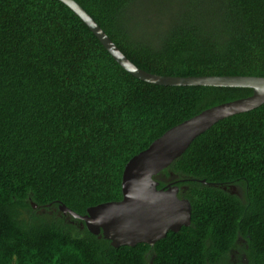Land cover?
I'll list each match as a JSON object with an SVG mask.
<instances>
[{
  "label": "trees",
  "instance_id": "obj_1",
  "mask_svg": "<svg viewBox=\"0 0 264 264\" xmlns=\"http://www.w3.org/2000/svg\"><path fill=\"white\" fill-rule=\"evenodd\" d=\"M75 1L144 71L264 76V0ZM251 93L142 81L61 1L0 0V264H264V103L217 121L161 171L190 224L152 246L113 247L58 209L119 201L132 156Z\"/></svg>",
  "mask_w": 264,
  "mask_h": 264
},
{
  "label": "water",
  "instance_id": "obj_2",
  "mask_svg": "<svg viewBox=\"0 0 264 264\" xmlns=\"http://www.w3.org/2000/svg\"><path fill=\"white\" fill-rule=\"evenodd\" d=\"M73 11L97 37L112 58L132 76L162 86L248 87L249 96L224 102L207 109L169 128L147 148L132 156L124 165L119 201H109L88 207L80 215L59 205L68 216L79 219L81 225L94 235L109 240L110 245L152 246L168 231L177 232L190 224L191 205L178 197L176 184L159 186L156 176L180 156L190 142L217 121L264 103V76L202 75L165 76L144 71L132 63L107 36L96 21L75 1L59 0Z\"/></svg>",
  "mask_w": 264,
  "mask_h": 264
},
{
  "label": "flooded vegetation",
  "instance_id": "obj_3",
  "mask_svg": "<svg viewBox=\"0 0 264 264\" xmlns=\"http://www.w3.org/2000/svg\"><path fill=\"white\" fill-rule=\"evenodd\" d=\"M156 178L159 181V186L158 187H163L164 185L172 184L173 183V180L171 179L172 176L171 177H168L167 175H165V174H163L161 172L156 176ZM160 182H162L164 184L160 186ZM236 263H237V261L234 260L233 261V264H236Z\"/></svg>",
  "mask_w": 264,
  "mask_h": 264
}]
</instances>
